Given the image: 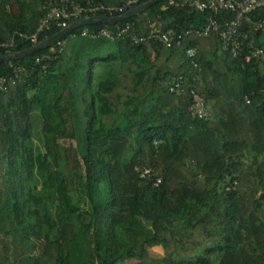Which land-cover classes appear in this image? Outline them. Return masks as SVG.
<instances>
[{
  "label": "trees",
  "instance_id": "trees-1",
  "mask_svg": "<svg viewBox=\"0 0 264 264\" xmlns=\"http://www.w3.org/2000/svg\"><path fill=\"white\" fill-rule=\"evenodd\" d=\"M57 1L0 0V42L33 35ZM148 1L88 16H118ZM167 3L78 28L59 53L56 42L0 64L8 76L49 56L24 84L0 93V264H264L262 62L223 53L215 33L198 36L209 12ZM234 16L213 17L223 24ZM249 16L263 19L264 8ZM125 24L143 35L190 33L171 49L81 36ZM244 29L264 49V26ZM59 31L37 34L36 44ZM32 46L18 40L10 53ZM186 48L196 50L199 70ZM179 76L182 90L168 92L165 83ZM192 89L209 118L189 113ZM143 169L154 175L140 178Z\"/></svg>",
  "mask_w": 264,
  "mask_h": 264
},
{
  "label": "built area",
  "instance_id": "built-area-1",
  "mask_svg": "<svg viewBox=\"0 0 264 264\" xmlns=\"http://www.w3.org/2000/svg\"><path fill=\"white\" fill-rule=\"evenodd\" d=\"M140 1L141 0H126L125 4L121 7L112 5L105 6L92 1H88L83 5L74 0H58L55 4L48 3V6L50 7L45 15L39 20L36 32L31 36L14 32L8 39L0 42V53L4 52L5 55L10 54V50L14 48L15 43L18 40L35 45L37 34L43 31H48L53 26L63 30L71 23L80 20L82 16H85L84 18H89L88 15L98 12H106L108 14L118 13L127 7L136 5ZM167 4H187L199 12H209L211 17L208 18L204 28L201 31H196V34L203 38H208L213 33L217 34L220 49L223 53L230 55L232 58H240L243 56L245 62H249L252 59L255 61H261L264 73V49L256 47L254 45V38L244 29V25L248 24L251 27V34H254L255 31L264 26V18L252 21L249 16L255 10L264 8V0H178L177 2L175 0H168ZM224 11L233 12L235 15L234 19L219 24L213 16ZM188 33H190V31L183 35H174L171 31L164 33L151 31L143 35L136 33V31L133 30L132 25L125 24L114 31L108 28H102L95 32H89L87 29H83L81 31V36L89 37L91 39L102 37L110 40L121 39L127 36L133 43L138 44L147 40H152L164 48L171 49L182 47ZM58 46L59 53L64 48L65 41L60 40ZM244 50H247L248 52L245 53ZM185 56L189 60L192 68L199 70L198 63L195 61L196 50L194 48H186ZM47 60H49V56L44 55L40 59H36L31 68H25L24 66L13 67L8 76H0V93L5 94L19 84H24L34 69L39 66L42 67V62ZM165 86L170 93L180 92L183 86V78L181 76L176 77L167 81ZM190 95L191 105L188 108V111L191 116L198 119L209 118V112L205 107L204 99L193 89L190 91ZM153 175L154 174L151 173L149 169H143L139 176L140 178H145ZM159 183L160 179L156 177L153 180V185L157 186ZM236 185L237 183L233 182L231 187H228L226 190L234 189Z\"/></svg>",
  "mask_w": 264,
  "mask_h": 264
},
{
  "label": "water",
  "instance_id": "water-1",
  "mask_svg": "<svg viewBox=\"0 0 264 264\" xmlns=\"http://www.w3.org/2000/svg\"><path fill=\"white\" fill-rule=\"evenodd\" d=\"M160 1L161 0H149L148 2H146L142 5H139L133 9H130L127 12H125L121 15H118V16L89 17V18L80 19L78 21L71 23L67 28L59 31L55 35L41 41L40 43H38L36 45H33L30 48H27L24 51L16 52V53H10V54H6V55L0 57V64L3 62H6V61H10V60H19V59L28 57V56L48 47V46H50L56 42H59L65 36L69 35L72 31H74L78 28L86 27V26L93 25V24H112V25H115L117 23L126 21V20H128L134 16H137V15L143 13L149 7H151L154 4H157Z\"/></svg>",
  "mask_w": 264,
  "mask_h": 264
},
{
  "label": "rangeland",
  "instance_id": "rangeland-1",
  "mask_svg": "<svg viewBox=\"0 0 264 264\" xmlns=\"http://www.w3.org/2000/svg\"><path fill=\"white\" fill-rule=\"evenodd\" d=\"M65 144H67V142H66ZM70 159H71V157H70ZM67 167H68V168H67V170H68V169H70L71 165L67 164ZM65 174L68 175V173H67L66 170H65Z\"/></svg>",
  "mask_w": 264,
  "mask_h": 264
}]
</instances>
